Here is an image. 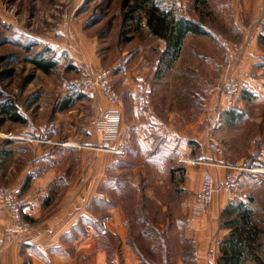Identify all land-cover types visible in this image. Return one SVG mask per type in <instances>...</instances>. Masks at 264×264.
<instances>
[{
  "label": "rangeland",
  "instance_id": "374dc122",
  "mask_svg": "<svg viewBox=\"0 0 264 264\" xmlns=\"http://www.w3.org/2000/svg\"><path fill=\"white\" fill-rule=\"evenodd\" d=\"M122 1L0 0V91L12 98L25 120L20 124L0 116V154H8L6 166L13 168L14 175L27 163V134L41 133L54 148L90 140L93 151H99L100 134L93 120L109 105L100 95L88 100L75 84V64L84 62L93 71H110L121 98L130 85H136L138 99L155 104L163 117L175 114L176 128L183 125L184 114L191 121L187 149L163 158L140 149L161 146L162 140L149 133L141 140L122 138L127 145L123 155L112 154L118 165L113 178L129 177L133 174L129 166L140 162L161 165L154 171L149 167L134 172L140 175L163 176L170 167L178 171L189 167L195 173L206 168L204 162L191 164L203 157L200 147H204L213 163L205 162L219 161L226 174L235 175L234 184L223 192L236 200L253 198V208L264 224V46L255 41L263 30L264 9L239 10L238 0H206V9L201 4L195 7L192 0H171L188 18L200 22L207 35L188 41L166 69L159 64L164 47L148 31L121 34ZM166 2L160 1V6ZM226 55L231 56L230 63L224 61ZM33 60L50 62L51 72L39 70ZM225 75L235 77L242 90L233 107L221 112L222 126L212 131L216 105L223 99L211 90ZM67 103L69 107L62 109ZM228 110L234 114L232 123L226 120ZM210 136L219 143V152L207 148ZM203 142L206 146L200 145ZM73 160L75 155L68 159ZM172 193L168 190L164 196Z\"/></svg>",
  "mask_w": 264,
  "mask_h": 264
},
{
  "label": "crops",
  "instance_id": "0c3cea01",
  "mask_svg": "<svg viewBox=\"0 0 264 264\" xmlns=\"http://www.w3.org/2000/svg\"><path fill=\"white\" fill-rule=\"evenodd\" d=\"M172 4L167 0L161 7L168 10ZM236 6L263 10L264 0H238ZM199 37L187 35L181 54L188 41ZM139 90L130 85L122 95L120 133L113 145H124L122 138L141 140L151 135L162 140L161 146L140 149L152 157L186 150L191 140L189 118L184 114L183 125L176 128L175 114L163 117L155 104L137 98ZM47 140L41 133L27 134V163L14 175L13 168L6 166L8 154H0V184L25 201L23 216L31 226L5 243L13 222L0 207V264H217L219 243L228 233L220 227V215L234 198L221 191L206 209L195 202L202 172L218 179L226 175L219 161L213 165L204 154V147H200L203 157L191 164L204 162L206 168L195 173L189 167L179 171L170 167L163 176L150 177L134 172L149 167L154 171L161 165L140 162L129 166L133 174L118 179L112 177L118 166L112 154L93 151L90 140L61 148ZM72 155L76 160L70 163ZM168 190L174 193L166 197Z\"/></svg>",
  "mask_w": 264,
  "mask_h": 264
},
{
  "label": "trees",
  "instance_id": "16d2710c",
  "mask_svg": "<svg viewBox=\"0 0 264 264\" xmlns=\"http://www.w3.org/2000/svg\"><path fill=\"white\" fill-rule=\"evenodd\" d=\"M162 0H123L121 34L148 31L155 40L163 41L164 49L159 55V64L169 69L179 58L183 40L187 35L205 36V27L188 18L177 7L176 3L164 10L160 6ZM206 9V0H192ZM263 30L258 34V43L264 46V10ZM35 66L44 73L51 72L53 65L42 60H33ZM0 116L15 123L24 124L25 120L18 113L16 105L0 91ZM66 103V102H65ZM69 104L62 106V109ZM227 123L231 122L232 110L225 112ZM220 215V227L228 231L219 243L220 256L217 264H264V228L253 208V198L246 201L233 199L224 207Z\"/></svg>",
  "mask_w": 264,
  "mask_h": 264
},
{
  "label": "built area",
  "instance_id": "2783aa9c",
  "mask_svg": "<svg viewBox=\"0 0 264 264\" xmlns=\"http://www.w3.org/2000/svg\"><path fill=\"white\" fill-rule=\"evenodd\" d=\"M230 60L231 56L226 55L224 61L230 63ZM75 67L77 71L75 84L80 87L87 99L93 101L100 95L109 105V108L100 111L93 120V126L100 134L96 148L114 155H123L125 151L124 145L114 146L113 144L120 133L121 115L125 103L112 85L111 72L108 70L93 71L84 62H77ZM241 90L240 82L230 75H225L222 82L211 90V92L220 95L223 99V102L220 101L216 105L217 113L215 115V122L211 126L212 131L222 126L221 112L233 107L235 99L241 94ZM207 147L214 153L220 150L219 143L212 136L207 139ZM235 181L234 173H228L221 179L204 174L201 178L199 189L194 194L195 202L200 207L206 209L212 202L215 194L229 189ZM24 206L25 201L22 198L16 196L9 188L0 186V207L13 222L12 229L3 238L7 244L27 233L31 227L24 219Z\"/></svg>",
  "mask_w": 264,
  "mask_h": 264
}]
</instances>
